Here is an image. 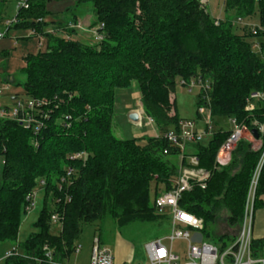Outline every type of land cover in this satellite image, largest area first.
<instances>
[{
	"label": "trees",
	"instance_id": "16d2710c",
	"mask_svg": "<svg viewBox=\"0 0 264 264\" xmlns=\"http://www.w3.org/2000/svg\"><path fill=\"white\" fill-rule=\"evenodd\" d=\"M60 1L27 0L28 9L16 11L7 30L46 39L44 51L24 56L21 85L26 100L45 101L36 113L46 118H39L38 136L18 122L0 120V244L15 245L35 189L42 195L35 232L19 245L21 253L4 257L3 264H48L44 246L54 261L65 264L83 226L106 218L119 229L169 227L168 214L159 213L155 201L174 189L180 166L187 167L192 157L211 177L204 190L184 193L178 207L201 220L204 240L220 252L231 247L251 175L264 152V100L250 99L264 93V60L252 49L263 34L237 30L233 21L258 17V25H264V0H223L225 19L217 25L201 0H76L93 6L90 26L101 40L92 44L72 39L78 30L68 27L78 21L45 22L46 6ZM177 78L206 85L209 119H234L250 135L255 130L259 149L253 151L242 139L229 164L220 167L215 157L230 132L219 128L209 135L207 126L208 140L187 144L183 152L173 146L165 135L179 133L180 120L171 115L170 103ZM132 83L157 135L119 140L111 129L115 92ZM201 96L200 90L198 106L203 105ZM76 154L84 158L73 159ZM263 196L264 164L255 211L264 206ZM53 215L60 227L57 235L50 234ZM222 218L234 235L212 233ZM251 251L262 256L264 239L252 235Z\"/></svg>",
	"mask_w": 264,
	"mask_h": 264
},
{
	"label": "rangeland",
	"instance_id": "374dc122",
	"mask_svg": "<svg viewBox=\"0 0 264 264\" xmlns=\"http://www.w3.org/2000/svg\"><path fill=\"white\" fill-rule=\"evenodd\" d=\"M16 0H0V31L4 30L5 21H11L16 14ZM207 8L209 14L215 20L223 21L225 14L222 12V0H208ZM49 15L45 22L48 25L52 23H70L79 21L83 31H76L72 39L78 40L84 44L95 43L96 29L91 27L94 20V10L91 3L77 4L76 0H63L53 2L46 6ZM258 17L250 20L235 19L233 24L237 30L242 28H252L258 25ZM247 25L249 27H246ZM85 30V31H84ZM249 30V29H248ZM45 32H49L46 29ZM242 34V31H238ZM264 38V37H262ZM257 38V39H262ZM250 40V39H249ZM46 47L45 37H37L29 31H12L7 32V36L0 40V107L12 109L16 100L24 102L26 97L23 95L21 85L25 82L23 73V58L28 53H37L38 50L44 51ZM181 80H175V89L170 95V103H173L171 115L175 114L182 121H193L197 123L200 132H204L205 124L209 122L208 130L215 131L216 125H223L228 129V123L224 118L209 119L205 112L198 117V96L200 93L199 85H195L190 92L181 85ZM141 111L139 94L136 84L132 83L128 89L117 90L115 92V101L111 129L113 135L119 140H128L152 135L153 128L144 125L146 116L143 114L142 119L136 122L131 121L129 116L132 111ZM212 129V130H211ZM230 130V128H229ZM207 134L203 139L208 140ZM177 160V159H175ZM2 170V158L0 157V180ZM41 190L35 189L32 198L33 208L27 210L26 216L22 218L19 226L17 241L15 245L10 243L0 244V264H3L5 252L17 247L18 253H21L19 245L23 243L30 234L35 232V224L39 211L41 209ZM167 213V210H165ZM184 230V228H182ZM215 236L229 233L235 234V230L230 231L224 223V218L220 219L214 227L210 229ZM60 231L58 224H52L50 229L51 235H57ZM169 227L162 226L157 228L153 225L133 224L130 227L119 229L110 218L104 219L95 225H85L82 228L77 245L81 247L80 253L72 255L65 264H89L88 258L91 255V249L95 239L100 240V244L112 253L124 258L126 264H148L144 246L153 239L163 240L164 246L171 249L172 253L183 257L186 243L176 240L170 243L167 240L169 236ZM193 233L190 232V236ZM98 240V241H99Z\"/></svg>",
	"mask_w": 264,
	"mask_h": 264
},
{
	"label": "built area",
	"instance_id": "2783aa9c",
	"mask_svg": "<svg viewBox=\"0 0 264 264\" xmlns=\"http://www.w3.org/2000/svg\"><path fill=\"white\" fill-rule=\"evenodd\" d=\"M20 9H28L27 0H16V11ZM220 20H216V25ZM14 22L5 21L4 30L0 31V40L5 38L9 26ZM249 27L247 25H244ZM251 33L256 30L261 32L264 37V25L248 28ZM68 30H82L79 23L71 25ZM95 40L100 41L101 36L95 34ZM253 52L264 60V38L262 42H255L253 44ZM181 85L185 86L188 91L197 85L195 82L190 81L188 83L181 82ZM202 92L200 101L203 105L198 106L197 113L201 115L207 110L208 87L203 84H198ZM252 100H264V93H253L250 95ZM45 105V101L42 100H25L24 102L16 100L12 109L0 107V120H11L18 122L25 126L27 129H33V135L38 136L41 128L39 118L43 117L40 113H36L39 107ZM253 107L248 103L246 110L250 111ZM143 112L138 113L139 120L142 119ZM208 116V115H207ZM46 116L43 117L45 119ZM209 118V116H208ZM147 119V125H153V122L149 118ZM232 129L229 136L222 143L215 157V163L223 167L224 164L230 159L231 154L236 149L237 144L244 139L245 127L242 124H238L234 119H229ZM179 133H168L165 135L167 140L175 147H178L181 152L184 151L185 146L191 143H199L207 135L205 132H199L196 128V123L193 121H180ZM209 126V122L205 124ZM209 129V128H208ZM260 132L263 131L262 127L258 128ZM250 135V134H249ZM252 137V135H250ZM84 158V154H76L73 159ZM264 164V152L260 157L257 165L255 166L251 175L246 197L243 206L242 219L239 230L236 234L235 241L231 247H228L225 251L220 252L219 249L212 243L204 240L200 231L202 229L201 220L195 218L191 214L181 210L178 207V202L184 193L191 192L193 188H199L204 190L207 181L210 179L211 174L203 169L197 168L198 161L192 157L188 161V166H180L177 177L174 181V189L163 193L156 198L155 207L159 213H165L169 217V236L167 240L170 243L181 240L186 243L185 253L183 257H179L172 253L171 249L167 248L163 244V240L157 239L145 244L144 251L148 264H264V253L262 256L254 257L251 251L252 230H253V218L255 211V202L259 186L260 173ZM71 173V171H69ZM34 196V194H33ZM30 208L34 205L31 203ZM28 207V209H29ZM27 209V210H28ZM52 224H58L56 216L51 217ZM184 228V230L182 229ZM190 232L193 233L190 236ZM81 248L77 246L74 250V255L80 253ZM43 259L48 264H60L54 261L53 255L47 246L42 248ZM17 247H14L7 251L4 255L5 258L18 255ZM89 264H115L112 253L106 247L102 246L97 239H95L91 255L89 258Z\"/></svg>",
	"mask_w": 264,
	"mask_h": 264
},
{
	"label": "crops",
	"instance_id": "0c3cea01",
	"mask_svg": "<svg viewBox=\"0 0 264 264\" xmlns=\"http://www.w3.org/2000/svg\"><path fill=\"white\" fill-rule=\"evenodd\" d=\"M223 1V0H222ZM201 2L202 3H204V2H206V6H207V4H208V0L206 1V0H201ZM209 10V9H208ZM248 21V20H247ZM79 22V21H78ZM257 41H261V39H256L255 40V42H257ZM140 112H142V111H138V110H134V111H132V114L133 113H136V114H138V113H140ZM141 120H143V119H141ZM145 121H147L146 119H145ZM182 121H185V120H182ZM227 121V123H228V127L229 126H231V124H230V122H229V120H226ZM144 125H146V127H152L153 128V134L152 135H150V136H156L157 135V132H156V130L154 129V127H153V125H151V126H148L147 125V122H145L144 123ZM196 128H197V123H196ZM222 129L223 131H228V132H230L231 131V129H232V126L231 127H229L230 128V130H229V128L228 129H225V127L222 125H216V129L215 130H218V129ZM197 130H198V128H197ZM212 130V129H211ZM199 131V130H198ZM200 132V131H199ZM209 135H211L212 133H211V131L209 130ZM244 139L245 140H247L249 143H251L252 144V150L253 151H256V150H258L259 149V147H260V142L259 141H257V140H255V139H253V137H250V135H249V133L246 131L245 133H244ZM230 159H231V156H230ZM230 159L227 161V163L226 164H224V166L223 167H226L228 164H229V162H230ZM262 204L264 205V196L262 197ZM252 235H253V239H256V240H259V239H264V206H262V207H260V208H257L256 209V211L254 212V218H253V230H252ZM153 240H157V239H153ZM153 240H151V241H153ZM150 242V241H149ZM8 251V250H7ZM6 251V252H7ZM113 256V255H112ZM90 258V257H89ZM89 258H88V261H87V263H89ZM113 259H114V263L115 264H126L125 262H124V258L123 257H121V256H119V255H117V256H113Z\"/></svg>",
	"mask_w": 264,
	"mask_h": 264
},
{
	"label": "water",
	"instance_id": "95a60500",
	"mask_svg": "<svg viewBox=\"0 0 264 264\" xmlns=\"http://www.w3.org/2000/svg\"><path fill=\"white\" fill-rule=\"evenodd\" d=\"M129 119H130L131 121L136 122V121H138V115H137L136 113H133V114H131V115L129 116ZM251 134L253 135V139H255V140L258 139V134L256 133L255 130H253V131L251 132Z\"/></svg>",
	"mask_w": 264,
	"mask_h": 264
}]
</instances>
